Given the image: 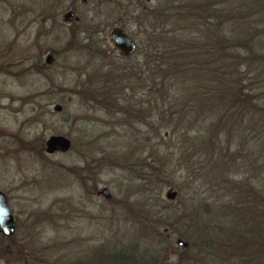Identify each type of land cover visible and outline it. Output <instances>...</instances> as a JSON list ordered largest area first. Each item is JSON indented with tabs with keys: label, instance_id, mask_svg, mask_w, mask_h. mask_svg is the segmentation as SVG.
Here are the masks:
<instances>
[{
	"label": "rangeland",
	"instance_id": "rangeland-1",
	"mask_svg": "<svg viewBox=\"0 0 264 264\" xmlns=\"http://www.w3.org/2000/svg\"><path fill=\"white\" fill-rule=\"evenodd\" d=\"M153 3H0V189L6 190L17 223H25L31 233V246H45L51 264H226L225 254L216 256L213 249L224 241L217 226L232 213L229 197L213 181L195 186L183 172L161 167L159 154L151 151L156 146L150 148L143 140L151 133L148 116L141 123L123 120L121 113H114L115 106L106 108L99 94L102 74L127 66L130 59L120 58L110 29L131 33L139 10ZM52 4L58 16L45 31L41 28L49 23L38 18ZM69 6L79 20L66 25L62 14ZM96 28L102 36H87ZM47 54L50 64L44 61ZM119 85L122 89L114 96L126 101L118 99L116 106L148 99L138 98L140 90L132 94L127 81ZM50 135L65 136L70 148L45 153ZM160 142L158 149L170 153L174 141ZM167 179L183 190L164 186L159 201L158 186ZM102 187L110 199L96 194ZM169 188L175 191L172 199L165 197ZM240 196L239 208L250 207V194L243 191ZM201 203L210 208L199 210ZM221 237L228 238L225 233ZM176 239L186 245L176 244ZM6 245L0 238V264H20Z\"/></svg>",
	"mask_w": 264,
	"mask_h": 264
},
{
	"label": "trees",
	"instance_id": "trees-1",
	"mask_svg": "<svg viewBox=\"0 0 264 264\" xmlns=\"http://www.w3.org/2000/svg\"><path fill=\"white\" fill-rule=\"evenodd\" d=\"M133 21L134 55L98 80L106 108L138 123L148 116L151 133L143 140L156 146L159 165L195 186L213 181L229 197L233 210L219 220L224 241H215L223 243L216 256L222 251L226 264H264V0H154ZM120 81L132 94L140 90L145 103L116 106ZM165 138L174 141L167 154L158 149ZM165 181L158 200L164 186L183 190ZM243 191L251 203L242 210Z\"/></svg>",
	"mask_w": 264,
	"mask_h": 264
},
{
	"label": "flooded vegetation",
	"instance_id": "flooded-vegetation-1",
	"mask_svg": "<svg viewBox=\"0 0 264 264\" xmlns=\"http://www.w3.org/2000/svg\"><path fill=\"white\" fill-rule=\"evenodd\" d=\"M4 1L5 0H0V3L4 2ZM88 1H90V0H85V1L80 0V2L82 4H85ZM100 1H104V0H100ZM69 7L70 8L66 9L65 12L72 11L73 16H68L67 18H64L65 12L62 14V22H63V24H66V25H70L71 22H77L79 20L78 16L75 15V11H74L73 7H71V6H69ZM54 8L55 7L53 4L48 5V7H46L43 10V12H44L43 15L38 18L40 23H43V24L49 23V24H47V27H42L41 29L44 28L43 30L47 31V29L49 27H51V24L54 23L55 17L58 16V14H56V12L54 11ZM112 28H114V27H112ZM116 28H120V27H116ZM120 29L123 32H125L122 28H120ZM101 32L102 31H100L98 28H96L95 31L89 32V34H87V36L92 35V36L99 37V36H102ZM126 34L130 37V35L128 33H126ZM119 55L122 56L121 54H119ZM131 55L122 56V57H130ZM0 192L4 195L5 201H6V204L8 207L7 198H6V193H7L6 190L0 189ZM8 209H9V212L12 216V228H13L12 232L10 234H5V233L0 231V238L6 242L7 245L5 247L7 248V250H8V248L13 249V251L18 255V257H19L18 259H20V261H19L20 264H51L49 252L45 253V251L47 250L45 248V246H43L42 249H38L39 246H38V248H34L33 246H31V242L33 239L30 238L31 233L28 232V229L26 228L25 223H19V222L17 223L16 217L14 216V214L12 213V211L10 210L9 207H8ZM40 255H42L41 258H40Z\"/></svg>",
	"mask_w": 264,
	"mask_h": 264
},
{
	"label": "water",
	"instance_id": "water-1",
	"mask_svg": "<svg viewBox=\"0 0 264 264\" xmlns=\"http://www.w3.org/2000/svg\"><path fill=\"white\" fill-rule=\"evenodd\" d=\"M85 1V0H82ZM112 1V0H106ZM68 16H73L72 11H67L64 14V18ZM109 39L112 42L113 47L118 51L119 54L122 56H129L131 55L135 49L136 45L134 41L120 28H112L109 32ZM45 63L50 64L52 61V56L47 54L45 56ZM53 110L58 111L59 106L54 105ZM70 148V141L68 138L62 135H50L44 141V152L47 154L55 153V152H66ZM97 195L103 196L106 200L110 199V194L106 187H102L98 191H96ZM175 195V191L171 190L170 188L166 191L165 197L168 199H172ZM12 216L9 212L7 207L5 197L0 192V231L5 234H10L12 232ZM176 244L180 246H185L186 243L180 239H176Z\"/></svg>",
	"mask_w": 264,
	"mask_h": 264
}]
</instances>
